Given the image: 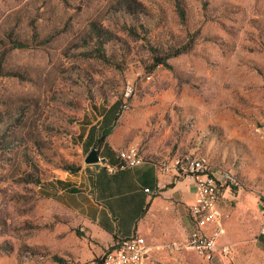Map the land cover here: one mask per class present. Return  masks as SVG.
<instances>
[{"label":"rangeland","instance_id":"1","mask_svg":"<svg viewBox=\"0 0 264 264\" xmlns=\"http://www.w3.org/2000/svg\"><path fill=\"white\" fill-rule=\"evenodd\" d=\"M0 64V264L101 263L111 246L63 188L109 120L115 152L204 157L264 203V0H0ZM229 244L182 246L184 263L264 264L254 240Z\"/></svg>","mask_w":264,"mask_h":264},{"label":"crops","instance_id":"2","mask_svg":"<svg viewBox=\"0 0 264 264\" xmlns=\"http://www.w3.org/2000/svg\"><path fill=\"white\" fill-rule=\"evenodd\" d=\"M108 122L110 120L103 123L99 133H92V145L103 129L112 125ZM116 139L111 138V144L105 143L100 150L106 164L116 165L119 161L113 150ZM75 174L77 176L64 180L63 191L77 197L73 208L85 217L93 237L104 247L113 246L115 237L121 239L136 233L147 239L150 252L156 258L170 261L177 257L180 264H185L183 250L174 255L165 244L186 242L192 230L191 207L195 201L196 183L191 176L178 175L172 163L159 165L147 160L115 171L95 163ZM74 186L81 191H69ZM146 188L150 191H145ZM242 189L240 185L236 190L230 186L222 190L219 209L223 213L224 232L219 237L214 260L228 257L222 247L231 246L230 242L254 240L264 254L262 196ZM231 197L236 199L233 205L228 200Z\"/></svg>","mask_w":264,"mask_h":264},{"label":"built area","instance_id":"3","mask_svg":"<svg viewBox=\"0 0 264 264\" xmlns=\"http://www.w3.org/2000/svg\"><path fill=\"white\" fill-rule=\"evenodd\" d=\"M259 130L264 134V122ZM117 158L119 161L116 165L106 164L102 156L98 163L103 164L109 171H115L120 167H133L144 162L135 145L119 150ZM173 167L178 175L191 176L196 183L195 201L191 207L193 226L184 245L168 242L165 247L175 255L182 250V246H186L195 250L202 258L214 260L219 237L224 232L223 213L219 209L222 190L232 185L240 186L242 181L232 170H211L204 157L193 159L187 165L178 159ZM145 191L150 189L146 188ZM222 251L228 256L231 246L223 245ZM100 264H180V261L177 257L170 261L156 258L150 252L147 239L135 233L119 239L102 256Z\"/></svg>","mask_w":264,"mask_h":264},{"label":"trees","instance_id":"4","mask_svg":"<svg viewBox=\"0 0 264 264\" xmlns=\"http://www.w3.org/2000/svg\"><path fill=\"white\" fill-rule=\"evenodd\" d=\"M12 43H13L11 45L12 48L27 47L28 46L25 41L17 40V39H13ZM191 49H192V44H191V42H189L186 45H183L181 48H175V50H173V51H171V52H169V53H167V54H165L163 56H158L156 58V64L160 65V64L164 63L165 59L169 58L170 56L179 55V54H182L184 52L190 51ZM1 68H2V65L0 64V69ZM0 75H5V74L2 73ZM113 128H114L113 125H110V126H107L106 128H104L102 133H101V135L98 138L95 139L94 146L97 147L100 150L105 145V143H107V139L111 135V133L113 131ZM66 169L69 170L72 173H76V172H78L80 170L79 167H75V166H68ZM69 191L78 192V191H81V190H80V188L74 186V187H70ZM79 235H80V233H79ZM116 239L117 238L115 237V241L117 242L119 239H117V240ZM112 247L113 246H111L110 249Z\"/></svg>","mask_w":264,"mask_h":264},{"label":"water","instance_id":"5","mask_svg":"<svg viewBox=\"0 0 264 264\" xmlns=\"http://www.w3.org/2000/svg\"><path fill=\"white\" fill-rule=\"evenodd\" d=\"M100 160V150L97 147H93L85 157L86 164H95Z\"/></svg>","mask_w":264,"mask_h":264}]
</instances>
